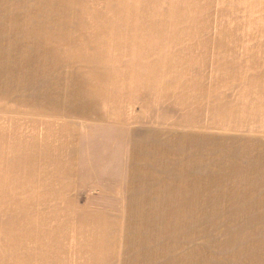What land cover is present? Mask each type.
I'll return each mask as SVG.
<instances>
[{"label": "rangeland", "instance_id": "obj_1", "mask_svg": "<svg viewBox=\"0 0 264 264\" xmlns=\"http://www.w3.org/2000/svg\"><path fill=\"white\" fill-rule=\"evenodd\" d=\"M146 3L138 9L159 33L165 64L161 111L182 113L159 124L166 134L135 131L176 183L145 190L148 215L110 213L127 210L113 183L88 199L55 198L53 167L45 181L54 186L34 182L31 168L26 175L11 141L24 142L23 131L0 120V264H264V0ZM43 5L0 0V16L59 11ZM153 142L169 150L153 151Z\"/></svg>", "mask_w": 264, "mask_h": 264}, {"label": "crops", "instance_id": "obj_2", "mask_svg": "<svg viewBox=\"0 0 264 264\" xmlns=\"http://www.w3.org/2000/svg\"><path fill=\"white\" fill-rule=\"evenodd\" d=\"M54 1L34 0V6L55 5L56 14L0 16V120L23 131L24 142L11 141L24 151L26 175L31 168L38 176L34 182L54 186L45 181L47 167H53L55 198L88 199L111 189L103 183H113L112 197L125 199L120 207L127 210L110 213L153 214L147 209L154 201H147L153 198L145 190L176 179L163 178L170 172L145 156L135 129L166 134L169 129L159 124L181 118L182 112L176 105L161 111L162 43L138 9L150 4ZM150 148L169 150L161 142ZM26 188L42 193L50 187Z\"/></svg>", "mask_w": 264, "mask_h": 264}]
</instances>
